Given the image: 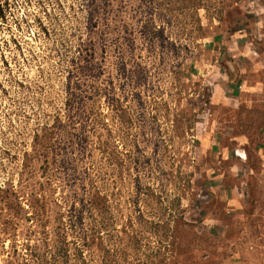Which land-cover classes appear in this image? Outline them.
<instances>
[{
    "label": "rangeland",
    "instance_id": "374dc122",
    "mask_svg": "<svg viewBox=\"0 0 264 264\" xmlns=\"http://www.w3.org/2000/svg\"><path fill=\"white\" fill-rule=\"evenodd\" d=\"M240 0H0V264H264V91L234 107L251 194L188 226L209 25ZM254 147V148H253Z\"/></svg>",
    "mask_w": 264,
    "mask_h": 264
},
{
    "label": "crops",
    "instance_id": "0c3cea01",
    "mask_svg": "<svg viewBox=\"0 0 264 264\" xmlns=\"http://www.w3.org/2000/svg\"><path fill=\"white\" fill-rule=\"evenodd\" d=\"M241 11L229 25L206 30L202 58L207 85L203 116L182 162L199 186L188 226L205 241L240 223L251 194L254 155L249 134L232 117L243 98L264 91V0H240ZM263 157L264 137L257 145ZM254 148V147H253Z\"/></svg>",
    "mask_w": 264,
    "mask_h": 264
},
{
    "label": "trees",
    "instance_id": "16d2710c",
    "mask_svg": "<svg viewBox=\"0 0 264 264\" xmlns=\"http://www.w3.org/2000/svg\"><path fill=\"white\" fill-rule=\"evenodd\" d=\"M1 16V15H0Z\"/></svg>",
    "mask_w": 264,
    "mask_h": 264
}]
</instances>
